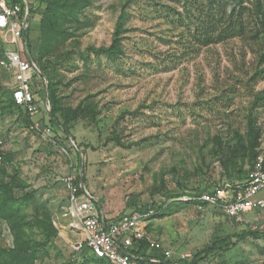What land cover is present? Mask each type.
<instances>
[{"label": "rangeland", "instance_id": "obj_1", "mask_svg": "<svg viewBox=\"0 0 264 264\" xmlns=\"http://www.w3.org/2000/svg\"><path fill=\"white\" fill-rule=\"evenodd\" d=\"M50 1L78 6L74 12L59 8L55 32L44 28L47 1L40 2L30 23V51L48 85L55 83L64 111L76 110L74 139L58 131L45 107L29 122L28 113L9 106L14 79L0 75V203L7 194L17 198L20 219L37 239L46 226L56 230L33 264H109L77 247L83 239L78 224L71 218V229L66 220L64 178L70 175L84 176L105 216L151 211L147 229L174 264L262 226L264 211L239 222L194 197L222 187L231 193L248 177L254 161L246 150L247 117L264 92V72L254 77L264 69V42L236 37L191 50L190 23L179 14L183 0ZM123 10L125 52L112 59L91 50L111 45ZM44 88L36 83L37 91ZM253 113L262 130L258 158L264 159V102ZM115 134L119 142L110 140ZM228 243L197 264H264V237L234 236ZM0 246H14L12 217L1 210Z\"/></svg>", "mask_w": 264, "mask_h": 264}, {"label": "trees", "instance_id": "obj_2", "mask_svg": "<svg viewBox=\"0 0 264 264\" xmlns=\"http://www.w3.org/2000/svg\"><path fill=\"white\" fill-rule=\"evenodd\" d=\"M45 1H47V7L43 21L44 28L46 29L48 25L49 27L54 26L56 28L55 32H57L61 27V23L59 21L61 17L59 8L64 6L68 7L69 5L67 1ZM45 1L38 0L37 4L40 5V2L43 3ZM11 2L20 3L24 12L25 2L23 0H11ZM38 5L30 3L28 26L25 31V42L30 55V23L37 11ZM77 6L78 3H74L67 9H69L70 12H74ZM179 14L182 16L180 18L183 21L190 23L186 43H188V47L191 48V50L225 42L236 37H242L253 41L260 40L264 42V0H183V11L179 12ZM124 15L125 11L123 10L119 16L111 45L108 47H99L97 49L91 48V50H94L98 54H105L107 57L112 59L125 52L122 47V37L120 36L124 30ZM56 24L58 27H56ZM260 60L264 62V51L261 54ZM42 68L47 77H49V79L52 78V76L48 75L46 72L47 66ZM263 72L264 69H258L254 73V77ZM42 91H40V94L43 95L44 92ZM56 92L55 83L49 81L47 98L51 107L52 122L57 126L58 131H61L66 137H72L74 139L71 134V127L76 116V110L73 115L64 111ZM8 102L9 106L20 109V106L14 100L12 91H10V98ZM261 102H264V92L257 93L252 102L250 113L247 117L248 129L246 133L248 134L249 139L247 140L248 144L246 146V150L250 152V159H253L252 161H254L251 166L252 168L258 159L259 152L257 151V147L262 134V130H260V128L256 125V115L253 113V110L254 107L261 104ZM30 118L31 117L29 115L26 116L28 121ZM110 140L119 142L118 134L113 135ZM240 141L241 144L244 145L242 140ZM82 179H84V176H81V178L78 176L77 182H80ZM202 193L203 192L197 194V197H194V199L198 200V197ZM16 199L17 198L13 197L12 194H7L3 202L0 203L1 212L7 217H12V231L14 234L13 247L8 248L0 246V264H33L35 259L47 252V246L53 236L56 235V230L51 228L48 229L47 226L45 229L43 228L39 230L40 232H38V235L43 237L41 239H37L38 236H36L35 233L33 235L28 233L26 228L33 230V227L25 219L24 221L20 219V205ZM232 219L237 221L235 218ZM37 223L38 225H45V223L39 219H37ZM234 236L237 237V240L264 237V224L256 229H247L242 233L216 240L213 244L207 245L194 254L191 259L184 260L183 264H197L202 256L204 254L207 255L211 249H214L217 246H219V248H223L222 246H228V240H231ZM141 243L140 248L134 249L133 251L137 256H140L147 262L174 264L170 261H166L164 254L159 253V250L149 249L145 242ZM82 247H84L82 250L89 253L84 243L82 244ZM90 256V258L93 257L92 259H95L96 261L105 262L102 259L95 258L92 255ZM151 258H156L160 261L154 262ZM86 260H88V257Z\"/></svg>", "mask_w": 264, "mask_h": 264}, {"label": "built area", "instance_id": "obj_3", "mask_svg": "<svg viewBox=\"0 0 264 264\" xmlns=\"http://www.w3.org/2000/svg\"><path fill=\"white\" fill-rule=\"evenodd\" d=\"M27 9L18 2L0 0V75L4 69L14 79L12 87L15 102L30 117L41 113V107L51 110L46 88L44 94L36 89V83L46 80L41 69L29 54L25 42ZM0 156V164L2 163ZM67 190L68 212L74 221L84 229L85 237L79 242L86 246L90 255L109 264H140L145 261L133 251L145 242L149 249L161 250L163 247L147 229L146 216L150 214L129 213L109 220L98 209L96 199L88 188L77 182V177L64 178ZM264 159L259 157L248 177L241 186L231 193L226 187L203 192L198 200L219 207L226 216L243 221L248 213L264 211ZM152 213V212H151ZM164 250V249H162ZM170 255L169 251H165ZM152 261H160L151 258Z\"/></svg>", "mask_w": 264, "mask_h": 264}, {"label": "crops", "instance_id": "obj_4", "mask_svg": "<svg viewBox=\"0 0 264 264\" xmlns=\"http://www.w3.org/2000/svg\"><path fill=\"white\" fill-rule=\"evenodd\" d=\"M24 2H25V8L27 9V7H28V2H29V4L30 3H34L35 5H38L37 3H38V0H23ZM0 36H2V33L0 32ZM5 70L4 69H2L1 70V72H4ZM6 73H8L7 71H5ZM5 73V74H6ZM68 209V208H67ZM105 216V215H104ZM107 219H109V220H112V219H114V217H110V216H105ZM71 218H72V220H74L73 219V217L71 216V215H68V218H66V220L67 221H69V223H68V226L71 228V229H73V227L70 225V221H71ZM117 217H115V219H116ZM75 229H77L78 230V232L81 234V236H82V238L84 239V237H85V232H84V229L81 227V226H77V228H75ZM82 239V240H83ZM107 263V262H106Z\"/></svg>", "mask_w": 264, "mask_h": 264}, {"label": "water", "instance_id": "obj_5", "mask_svg": "<svg viewBox=\"0 0 264 264\" xmlns=\"http://www.w3.org/2000/svg\"><path fill=\"white\" fill-rule=\"evenodd\" d=\"M29 13H30V4H29V2H28V7H27V14H26V22H27V20H28V16H29ZM25 35V34H24ZM47 89H48V83L46 82V91H47ZM49 113H51V110H50V112ZM82 181V183L84 184V180L82 179L81 180Z\"/></svg>", "mask_w": 264, "mask_h": 264}]
</instances>
